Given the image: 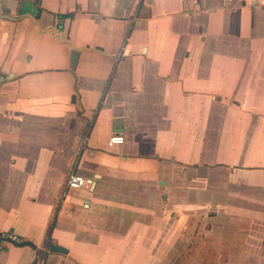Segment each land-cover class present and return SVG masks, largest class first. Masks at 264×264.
Listing matches in <instances>:
<instances>
[{
    "label": "crops",
    "instance_id": "0c3cea01",
    "mask_svg": "<svg viewBox=\"0 0 264 264\" xmlns=\"http://www.w3.org/2000/svg\"><path fill=\"white\" fill-rule=\"evenodd\" d=\"M227 166L264 182V0H0V264H159Z\"/></svg>",
    "mask_w": 264,
    "mask_h": 264
},
{
    "label": "rangeland",
    "instance_id": "374dc122",
    "mask_svg": "<svg viewBox=\"0 0 264 264\" xmlns=\"http://www.w3.org/2000/svg\"><path fill=\"white\" fill-rule=\"evenodd\" d=\"M254 59L255 56H249L250 66ZM251 73L256 71H247L245 78L249 79ZM66 153L63 147V156ZM73 166L71 163L68 176L75 170ZM229 170L235 172L236 168L192 169L189 182L173 185L174 199L168 206L183 210L198 201L203 203L205 212L192 206L195 207L193 213L180 214L183 223L174 227L175 244L159 251L165 258L159 264H264V204L250 207L244 197L256 195L252 201L261 203L264 182L259 177L261 174L255 173V180L249 183H234ZM214 211L217 215L212 214ZM251 224L252 229L249 228Z\"/></svg>",
    "mask_w": 264,
    "mask_h": 264
},
{
    "label": "built area",
    "instance_id": "2783aa9c",
    "mask_svg": "<svg viewBox=\"0 0 264 264\" xmlns=\"http://www.w3.org/2000/svg\"><path fill=\"white\" fill-rule=\"evenodd\" d=\"M130 53V50L126 46L121 50L119 56H126ZM125 138L123 134L114 133L110 138V144L122 143ZM95 184L93 177H88L80 174L76 170H72L67 178L66 186L69 189H76L81 187H91ZM23 238L13 230H1L0 229V252L8 245L22 243ZM46 251V247L44 248ZM41 264H44V259H41Z\"/></svg>",
    "mask_w": 264,
    "mask_h": 264
},
{
    "label": "water",
    "instance_id": "95a60500",
    "mask_svg": "<svg viewBox=\"0 0 264 264\" xmlns=\"http://www.w3.org/2000/svg\"><path fill=\"white\" fill-rule=\"evenodd\" d=\"M51 249H52V250H55V249H62V248H59V246H57V245H52V246H51Z\"/></svg>",
    "mask_w": 264,
    "mask_h": 264
}]
</instances>
